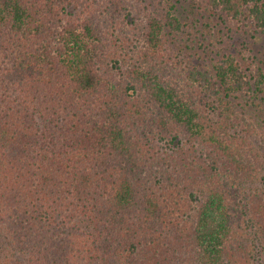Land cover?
<instances>
[{
	"label": "trees",
	"instance_id": "obj_1",
	"mask_svg": "<svg viewBox=\"0 0 264 264\" xmlns=\"http://www.w3.org/2000/svg\"><path fill=\"white\" fill-rule=\"evenodd\" d=\"M0 264H264V0H0Z\"/></svg>",
	"mask_w": 264,
	"mask_h": 264
}]
</instances>
